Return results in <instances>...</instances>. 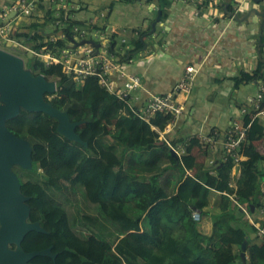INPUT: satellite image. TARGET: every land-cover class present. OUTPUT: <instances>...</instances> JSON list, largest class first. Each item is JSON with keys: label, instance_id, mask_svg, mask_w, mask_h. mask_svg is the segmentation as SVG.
<instances>
[{"label": "trees", "instance_id": "trees-1", "mask_svg": "<svg viewBox=\"0 0 264 264\" xmlns=\"http://www.w3.org/2000/svg\"><path fill=\"white\" fill-rule=\"evenodd\" d=\"M155 1L162 11V21L166 20L175 0ZM230 3L223 0L218 5L220 12L226 14L223 4H229L228 12L235 13ZM56 12L51 4H41V16L24 19L11 32V39L31 44L38 51L47 45L53 54H60L69 47L74 27L82 24L71 22L55 28L64 15L62 10L61 18H57ZM92 31L106 32L107 28L93 25ZM147 33L140 31L139 38L132 42L130 57L123 53L126 46L120 45L116 36L110 39L108 52L120 64L129 63L132 54L143 48L141 37ZM61 34L66 39L46 42ZM29 59L26 67L34 75L57 82L56 94L46 95V100L67 112L72 122H82L76 132L87 143L63 137L57 129L58 121L45 113L21 110L7 122L13 134L31 144L33 167H15L14 171L21 181V192L30 198L29 222H38L47 231L30 232L22 246L27 253L52 248L57 256L56 260L37 257L29 264H264V247L254 248L251 236L232 225L234 216L226 196L247 205L250 213L264 211V156L253 144L254 138L264 137V120L256 116L264 109V91L254 106L243 110L248 141L239 153L247 159L238 162L239 175L233 185L235 159L223 149L218 163L211 167L195 163L193 176L184 178L180 161L172 156L167 141L173 147L182 144L188 151L205 147L196 138L161 140L159 132L173 122L170 114L156 113L149 121L144 120L137 114V105L129 107L106 90L97 76H88L77 84L63 65ZM255 82H264V60L258 70L242 71L233 79L235 88ZM47 128H51V134ZM129 152H134V157L127 164ZM170 184L175 189L173 195L168 193ZM78 187L92 206H86L83 215L72 220L61 196L75 193ZM212 192L223 194L220 212L215 215L209 209ZM195 213L211 218V234L200 230ZM261 230L264 235V221ZM262 239L264 244V236ZM246 240L249 258L244 262L241 253ZM40 258L44 263L37 261Z\"/></svg>", "mask_w": 264, "mask_h": 264}, {"label": "crops", "instance_id": "crops-1", "mask_svg": "<svg viewBox=\"0 0 264 264\" xmlns=\"http://www.w3.org/2000/svg\"><path fill=\"white\" fill-rule=\"evenodd\" d=\"M14 2L16 0H0V13L7 11ZM221 2L223 0L197 5L190 0H175L167 19H161L157 25L155 35L147 33L149 29L152 30L160 10L155 0H133L128 3L122 0H76L77 9L73 17V22L82 26L94 25L105 27L110 33L114 31L116 34L111 33L112 36H116L120 45L126 46L123 53L127 54L133 49L132 42L139 38L140 31L147 33L141 37L147 48L144 45L140 52L132 54L129 63L120 64L123 65V74L111 76L117 88L123 87L125 76L138 75L142 78V88L132 95L133 102L140 109L154 96L175 93L187 67L197 70L191 91L177 96L183 109L181 115L162 132L161 137H169L172 141L198 139L205 148L195 147L187 159L191 161L195 157L199 164L205 166L218 163L217 158L221 155L231 124L233 121L241 123L243 110L254 106L257 100L260 83L235 88L233 79L242 71L258 70L264 60V44L259 49L260 18L252 15L249 21L240 23L227 13L220 12L218 5ZM230 2L243 16L253 7L260 8L250 0ZM204 138H211L212 142ZM253 144L264 156V137L254 138ZM176 147L181 160L185 159V148L182 144ZM239 155L240 161L247 159ZM193 166L189 165L183 170L184 178L193 176ZM261 167L264 170V161ZM234 171L239 172V168ZM167 186L168 193L173 195L174 187L171 184ZM222 195L212 192L211 214L220 212L219 199ZM230 207L234 216L232 225L244 229L254 241L261 239L258 229L264 221V218L260 219L264 211L253 212L252 218L250 216L247 220L237 210L232 197ZM207 218L209 224L205 220ZM202 219L203 222L197 221L200 229L205 234H211V218Z\"/></svg>", "mask_w": 264, "mask_h": 264}, {"label": "water", "instance_id": "water-1", "mask_svg": "<svg viewBox=\"0 0 264 264\" xmlns=\"http://www.w3.org/2000/svg\"><path fill=\"white\" fill-rule=\"evenodd\" d=\"M254 5H262L264 0H250ZM225 6L230 18L238 22H246L251 15L260 18L261 38L259 49L263 46L264 36V8H251L246 15L239 17L228 12L229 6ZM162 11L152 24L151 35H155L157 25L161 22ZM69 42L74 48L82 45L93 46L98 53L100 44L94 41L83 40L77 42L70 38ZM145 49L147 44L144 43ZM262 58V55L260 54ZM57 92V83L47 79L43 75H34L26 67L23 58L0 49V264H29L37 257H49L56 260L52 248L43 251L27 253L22 244L30 232L47 234L40 223L29 222L31 207L28 204L29 197L22 192V184L15 173V167L31 169L33 167L32 147L28 140L17 137L7 127V122L19 116L21 110L36 113H45L58 121V132L66 139L87 145L76 132L82 122L71 121L67 112L56 109L46 100V95H54ZM173 157L177 159L175 150H171ZM253 209V208H252ZM246 240L242 245L241 258L246 260Z\"/></svg>", "mask_w": 264, "mask_h": 264}, {"label": "built area", "instance_id": "built-area-1", "mask_svg": "<svg viewBox=\"0 0 264 264\" xmlns=\"http://www.w3.org/2000/svg\"><path fill=\"white\" fill-rule=\"evenodd\" d=\"M215 1L216 0H190L191 3L197 5L205 3L211 4L215 3ZM41 4H51L53 9L57 11V18H61V12L63 10V21L58 20L55 23V28H62L65 23L68 24L73 22L74 13L77 9L76 0H16L7 11L0 13V44H2L3 47H11L12 51H23L24 54L30 55L29 58L41 59L47 65H63L64 70L73 76V79L77 84H82L88 76H97L100 80V84L106 88V90L115 94L119 99L126 101L129 107L132 108L135 106L132 95L142 88V78L138 75L125 76V82L122 88H117L111 79V76L115 73H124L122 69L123 65H120L119 59L108 52V44L113 37V34L111 33H115L114 31L111 33L108 30L106 32H94L92 31V25L74 27L73 32L75 35L73 39L77 42L89 40L100 44L98 53L91 45L86 44L74 48L73 44L68 42L69 47L63 49L60 54H53L49 49L50 47L47 45L38 51L32 46L29 47L23 42L11 39V32L14 30L15 26H18L24 19H32L41 16L39 13V6ZM13 21L15 22L13 23ZM64 39H66V36L61 34L49 37L46 42L50 41L55 43ZM53 48L55 49V46H53ZM196 74L197 70L195 68L187 67L183 78L177 85L175 93L167 96L152 97L144 108L137 111V114L147 121H149L156 113L170 114L173 116L174 122L181 115L183 110L178 102L177 96L191 91ZM263 91L264 82H261L257 94L258 101L262 98ZM256 107L259 109V104ZM256 116L264 120V109L260 110ZM248 130L249 128L245 127L243 122L240 123L233 121L222 146L223 150H226L228 154H233L236 163L234 169L238 167V162H240V155L238 153L242 144L246 141ZM159 133L161 134L162 132ZM204 140L212 142L211 138H204ZM167 144L172 150L176 151L178 156H180L176 147L171 146L168 141ZM235 204L241 211L248 215L247 205L244 206L236 200ZM194 219L196 221L201 220L200 216L196 213L194 214Z\"/></svg>", "mask_w": 264, "mask_h": 264}, {"label": "rangeland", "instance_id": "rangeland-1", "mask_svg": "<svg viewBox=\"0 0 264 264\" xmlns=\"http://www.w3.org/2000/svg\"><path fill=\"white\" fill-rule=\"evenodd\" d=\"M262 8H264V6L262 5H260V8L259 9H262ZM238 10H236V12H237ZM233 13L234 15H238L239 16V13L237 12V13ZM241 13V12H240ZM246 15V14H245ZM244 15V16H245ZM252 16V15H251ZM250 16V17H251ZM255 16V15H254ZM240 18L241 17H243V16H239ZM249 21V20H248ZM260 24V23H259ZM259 24H258V26H259ZM260 27V26H259ZM261 31V30H260ZM264 39V38H263ZM26 45V44H25ZM27 46H29V47H31L32 45L31 44H27ZM0 47H1V49H4V50H6L7 52H10V53H12V54H15L16 56H19V57H21V58H23L24 59V61H25V63L26 62H28V60H30L29 59V57H30V55L29 54H24V52L22 51H19V50H14V51H12V49H11V47H3L2 46V44H0ZM53 81H55V80H53ZM56 82V81H55ZM57 83V82H56ZM47 130V133L48 134H51V128H47L46 129ZM162 134L163 133H161L160 134V139L161 140H165L166 139V137H161L162 136ZM247 136H248V133H247ZM247 136H246V139H247ZM247 141H248V139H247ZM247 143V142H246ZM172 146V145H171ZM170 147V146H169ZM171 148V147H170ZM177 148V147H176ZM171 150H172V148H171ZM190 156H191V151H188V150H186V154H185V159L183 158V160H181V157L180 156H178V154H177V159L180 161V166H181V168H182V170H185L186 169V167L188 166L189 167V165H191V166H193V164H195V163H198L197 162V160H196V158L195 157H193V158H191V161H189L187 158H190ZM133 157H134V152H129V153H126V163L128 164V163H130L132 160H133ZM199 164V163H198ZM209 167H211V166H209ZM180 167H179V169H178V172H180V169H181ZM234 171V170H233ZM235 172V171H234ZM233 172V174H232V176H233V180H232V184L233 185H235V183H234V180L238 177V175H239V172H237L236 171V173H234ZM23 177V179L24 180H26V178L24 177V176H22ZM79 190V191H78ZM80 190H82V188L81 187H78L77 188V191L74 193V192H72V191H70L69 193H66V195H63V196H61V200H62V202L65 204V206H66V209H67V211H68V214H69V216H70V218L72 219V220H74L75 218H79V217H81L82 215H83V211L86 209V206H92L88 201H86L83 197H82V194H81V192H80ZM226 195V194H225ZM226 196H228L229 198L230 197H232V200H233V203H235V199L233 198V196H229V195H226ZM219 202H223V198L221 197L220 199H219ZM244 206H246V205H244ZM247 207V206H246ZM238 208V207H237ZM242 213L248 218L247 220H249V218H250V216H251V214L252 213H250L249 212V210H248V215L246 214V213H244L243 211H242ZM201 218V220H202V222H203V217H200ZM251 218H252V216H251ZM264 218V215H262V214H260V219H263ZM205 220H207L208 221V224H209V219L207 218V219H205ZM255 225V224H254ZM201 231H202V229H200ZM202 232H204V230L202 231ZM130 232H128L127 233V235L129 234ZM207 234V233H206ZM258 234L259 235H261L262 234V236H264L263 235V232H262V230H261V228L260 229H258ZM80 235L82 236V237H85L86 235L85 234H82V233H80ZM263 239H262V237H261V239H257L256 241H254L252 244H254V248H256V247H258V248H263L264 246V244H263ZM262 246V247H261ZM239 249V248H238ZM238 249H237V251H238ZM249 258V255H248V253H246V259H248ZM38 262L39 261H41V262H43L44 263V258H40V259H38L37 260Z\"/></svg>", "mask_w": 264, "mask_h": 264}]
</instances>
